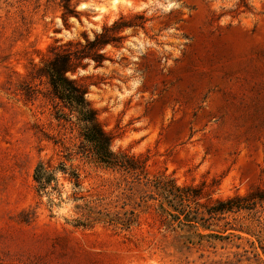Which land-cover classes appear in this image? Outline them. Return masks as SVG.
I'll use <instances>...</instances> for the list:
<instances>
[{"label": "rangeland", "instance_id": "1", "mask_svg": "<svg viewBox=\"0 0 264 264\" xmlns=\"http://www.w3.org/2000/svg\"><path fill=\"white\" fill-rule=\"evenodd\" d=\"M65 1L0 0V264H264V200L199 218L209 201L264 185V0H128L99 22L96 8L77 11L82 0L63 21ZM136 12L144 28L125 29L81 83L97 90L89 101L111 149L145 160L139 176L77 153V126L29 75L73 18L83 42L95 32L84 20ZM40 162L56 178L44 188ZM159 177L202 188L188 202L197 218L167 216Z\"/></svg>", "mask_w": 264, "mask_h": 264}, {"label": "trees", "instance_id": "2", "mask_svg": "<svg viewBox=\"0 0 264 264\" xmlns=\"http://www.w3.org/2000/svg\"><path fill=\"white\" fill-rule=\"evenodd\" d=\"M63 8V21L66 20V16L76 13L70 7L69 0L63 3ZM146 20L143 12H136L129 16L121 15L111 25L104 24L101 34L94 32L96 37L94 41H88L86 34H83V42L67 40L59 45L51 44L47 49V54L41 58L40 64H33L32 71L29 72L31 79H38L46 84L48 97L55 103L57 116H62L77 126L79 136L77 153L90 156L106 167L133 172L138 176L145 171V160L139 155H129L124 151L114 152L111 149L112 136L102 128L97 110L89 100L83 99L87 90L81 80L90 76L69 80L65 73L74 74L78 68L87 67L82 63L85 57L94 60L96 68L101 67L106 60H110L104 48L107 45L121 48L126 39V35L123 34L124 30L143 29ZM33 90L35 88L32 85L26 84L27 94ZM60 169L64 170L65 167L61 166ZM74 176L76 177L75 184L78 185V175ZM33 178L39 188L46 187L49 181L56 179L54 172H49L43 162L36 166ZM155 183L157 188L161 189V193H167L164 196L166 202L175 211V213L165 211L167 216L176 219L183 216L187 222L193 219L186 218H197V209L191 210L188 202H193L202 195L201 187L191 185L178 187L170 180L161 179V177ZM256 200H264V185L254 186L245 196L217 198L211 204L209 201V204L205 206L209 216L199 218L206 222L209 218H214L213 215L216 213L222 214L233 209L250 208L249 206L253 205Z\"/></svg>", "mask_w": 264, "mask_h": 264}, {"label": "clouds", "instance_id": "3", "mask_svg": "<svg viewBox=\"0 0 264 264\" xmlns=\"http://www.w3.org/2000/svg\"><path fill=\"white\" fill-rule=\"evenodd\" d=\"M122 4H127V6L131 7L132 5L130 3H128V0H108L107 4L104 5H97L95 3H91V2H82L78 4L77 6V11H81L87 8H96L98 11V15H95L93 17L94 21H101L102 20V15L107 13L109 11V9L115 10L117 9L118 5H122ZM147 4H142L140 7H147ZM173 7L172 4H168L167 8H171ZM215 7V5H214ZM137 11L140 10L139 8L136 9ZM71 23L75 24V28H73V30L71 32H64L63 33V38L65 40H71L77 37L78 35V31L81 30L80 25L76 23L75 18H73L71 21ZM57 25L60 26L61 28L63 27V25L61 24V22L59 20L56 21ZM84 25L86 26L84 30L87 29H94L96 34H101L102 33V27L100 23H90L89 20H84L83 21ZM109 25H111L112 21L109 20L108 21ZM129 31H131V29H129ZM96 39L95 35L93 34L92 31H88V41H94ZM110 47V46H109ZM104 51H108V49H104ZM82 63L84 65H87V67H82V68H78L76 73H71V72H66V78L69 80H76L78 77H83V76H88V75H92L95 74L97 72L103 71V69H99L95 67V61L92 59H89L87 57H85L82 60ZM130 71V69H129ZM140 81L139 80H135V81H129V84L131 85V87L129 89H126L123 93L117 92L116 95L119 96L120 100H124L126 97H128L129 95L132 94L133 91H135L136 87H138ZM96 89L93 88L91 90V92L87 95H85L83 97V99L85 100H94L97 99L95 93H96ZM102 106L101 104H98L97 107ZM123 105H119L116 108L113 109V111H119L120 108ZM127 119V117L125 118Z\"/></svg>", "mask_w": 264, "mask_h": 264}, {"label": "bare ground", "instance_id": "4", "mask_svg": "<svg viewBox=\"0 0 264 264\" xmlns=\"http://www.w3.org/2000/svg\"><path fill=\"white\" fill-rule=\"evenodd\" d=\"M168 4H172V2L169 0L168 3H167V5H168ZM167 5H166V6H167Z\"/></svg>", "mask_w": 264, "mask_h": 264}]
</instances>
